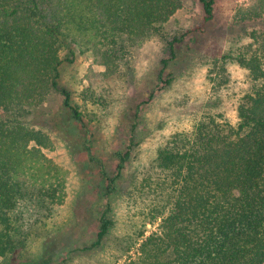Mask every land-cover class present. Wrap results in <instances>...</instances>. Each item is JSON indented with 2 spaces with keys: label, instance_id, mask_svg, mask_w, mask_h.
<instances>
[{
  "label": "trees",
  "instance_id": "obj_1",
  "mask_svg": "<svg viewBox=\"0 0 264 264\" xmlns=\"http://www.w3.org/2000/svg\"><path fill=\"white\" fill-rule=\"evenodd\" d=\"M199 2L205 22H214L217 0ZM180 7L181 0H0V259L16 250L27 222L48 217L66 197L62 171L42 150L49 140L31 120L46 92H61L88 129L57 81L63 49L106 60L120 37L134 45L157 37ZM237 18L258 26L247 34L251 41L240 36L224 61H207L217 93L231 82L228 59L246 71L237 120L206 114L162 145L151 193L172 207L158 232L141 234L140 256L128 264H264V0H253ZM167 66L158 91L172 82ZM129 156L120 158L119 174ZM110 226L106 211L94 246Z\"/></svg>",
  "mask_w": 264,
  "mask_h": 264
},
{
  "label": "rangeland",
  "instance_id": "obj_2",
  "mask_svg": "<svg viewBox=\"0 0 264 264\" xmlns=\"http://www.w3.org/2000/svg\"><path fill=\"white\" fill-rule=\"evenodd\" d=\"M252 1L217 0L215 20L206 23L199 0H181L157 37L142 45L120 37L117 49H107L106 60L83 48L75 47L73 55L63 49L57 81L88 129L61 92H46L31 120L49 140L42 150L62 171L66 197L48 217L27 222L18 247L1 264H128L138 259L141 234L158 232L172 207L161 193H151L159 149L206 114L237 120L246 71L228 59L231 82L217 93L208 80L207 61L217 55L224 61L240 36L243 43L251 41L248 36L258 26L239 20L237 13ZM164 61L172 82L158 91ZM128 152L119 174L120 158ZM109 179L114 180L111 192ZM106 211L111 226L94 246Z\"/></svg>",
  "mask_w": 264,
  "mask_h": 264
}]
</instances>
